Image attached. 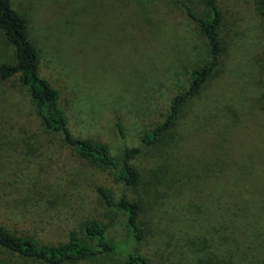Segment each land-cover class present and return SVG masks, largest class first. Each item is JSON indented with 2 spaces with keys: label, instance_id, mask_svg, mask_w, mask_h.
Returning <instances> with one entry per match:
<instances>
[{
  "label": "rangeland",
  "instance_id": "374dc122",
  "mask_svg": "<svg viewBox=\"0 0 264 264\" xmlns=\"http://www.w3.org/2000/svg\"><path fill=\"white\" fill-rule=\"evenodd\" d=\"M178 1L203 11L199 0H12L72 134L104 143L119 162L125 146H136L164 119L189 71L209 60L207 41ZM259 1L218 0L224 45L218 70L174 127L134 159L140 181L132 191L43 128L19 75L0 78V228L55 245L97 223L119 241L125 217L99 200L95 190L103 185L140 204L139 252L149 264H264ZM14 62L15 50L0 33V64ZM0 264L43 263L0 249Z\"/></svg>",
  "mask_w": 264,
  "mask_h": 264
},
{
  "label": "trees",
  "instance_id": "16d2710c",
  "mask_svg": "<svg viewBox=\"0 0 264 264\" xmlns=\"http://www.w3.org/2000/svg\"><path fill=\"white\" fill-rule=\"evenodd\" d=\"M199 1L203 7L202 12L194 5L178 2L186 17L198 27L207 41L209 60L189 71L187 87L174 96L164 119L151 130L144 132L136 146H125L121 162L104 143L72 134L70 117L60 102V93L41 75L38 52L28 37L27 22L14 10L12 0H0V33L12 44L15 62L0 64V78L5 80L19 75L35 105L36 115L43 128L49 133L60 134L65 144L79 158L107 171L112 182L121 185L124 191H132L140 181L133 164L134 159L144 147L156 144L165 132L174 127L186 102L202 89L221 63L224 52L221 37L223 14L218 0ZM257 9L264 18V0L259 1ZM115 125L119 136L123 138L120 123L116 122ZM95 192L106 208L122 213L125 217L124 235L119 241H112L105 228L97 223H86L82 230L83 236L71 231L64 242L55 245H41L39 240L32 237L18 236L0 228V249L43 264H71L106 255L118 257L120 264H149L139 252V245L143 240L140 204L125 193L116 198L112 190L103 185L98 186Z\"/></svg>",
  "mask_w": 264,
  "mask_h": 264
}]
</instances>
